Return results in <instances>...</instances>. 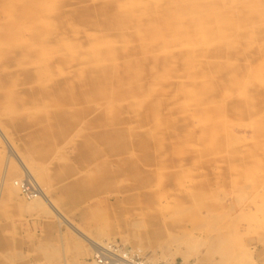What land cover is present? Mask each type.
Wrapping results in <instances>:
<instances>
[{"label": "rangeland", "instance_id": "obj_1", "mask_svg": "<svg viewBox=\"0 0 264 264\" xmlns=\"http://www.w3.org/2000/svg\"><path fill=\"white\" fill-rule=\"evenodd\" d=\"M0 128V264H264V0H0Z\"/></svg>", "mask_w": 264, "mask_h": 264}, {"label": "built area", "instance_id": "obj_2", "mask_svg": "<svg viewBox=\"0 0 264 264\" xmlns=\"http://www.w3.org/2000/svg\"><path fill=\"white\" fill-rule=\"evenodd\" d=\"M17 187L22 196L31 199L37 195L36 186L28 179L19 181ZM83 264H163L155 263L148 256L118 241H105L96 245ZM176 264V263H174Z\"/></svg>", "mask_w": 264, "mask_h": 264}, {"label": "bare ground", "instance_id": "obj_3", "mask_svg": "<svg viewBox=\"0 0 264 264\" xmlns=\"http://www.w3.org/2000/svg\"><path fill=\"white\" fill-rule=\"evenodd\" d=\"M151 2V1H150ZM141 3V2H140ZM152 3V2H151ZM141 5H143V4H141ZM153 6V5H152ZM86 11V10H85ZM95 35V34H94ZM40 37V36H39ZM114 39H116V38H114ZM101 46V45H100ZM113 54V53H112ZM73 55V54H72ZM85 59V58H84ZM148 59V58H147ZM149 61V60H148ZM44 68V67H43ZM48 69V68H47ZM43 71H44V69H43ZM50 70H47L46 72H49ZM45 72V71H44ZM60 72V71H59ZM44 74V73H43ZM45 74H47V73H45ZM108 74V73H107ZM57 77V76H56ZM45 79V78H44ZM44 82V81H43ZM42 82V83H43ZM107 86V85H106ZM12 123V122H11ZM1 136L2 137H4L5 138V142L3 141V139L1 138ZM0 140H2L4 143L3 144H5V143H7L6 141V137H5V135L3 134V132H2V130H1V128H0ZM6 145V149L8 150L7 151V153H8V159L9 158H11V157H13V159H15L16 160V162L18 163V165H19V167H20V172H21V175H23V177L25 178V179H28L31 183H33L35 186H36V188H37V195L36 196H33L31 199H29L30 201L32 200L33 202H34V204L35 203H39V204H41V205H43V206H45V207H48L50 210H52L53 212H54V214L58 217V218H60V219H64V217H62L59 213H58V211L56 210V208L53 206V204L47 199V197H46V195H45V193H44V191H43V189H41V187L39 186V184L37 183V181L35 180V178L33 177V175H32V172H30L29 171V169L25 166V164L23 163V161L22 160H20L19 159V156H17V154L15 153V151L13 150V148L7 143V144H5ZM38 154V153H37ZM5 165V164H4ZM7 168V167H6ZM3 170V169H2ZM35 176V175H34ZM23 180V179H22ZM35 200V201H34ZM38 205V204H37ZM33 207V206H32ZM45 209V208H44ZM64 223H66L67 225H68V223L67 222H65V220H64ZM71 227V226H70ZM72 230H74L75 232H76V234H78L79 236H80V238L81 239H83L86 243H87V245L89 246V250L92 252V250H93V248L96 246V245H98V243H97V241H93V240H91L90 238H88V237H86V236H84V234L82 235V234H80L79 232H77V229L75 230V229H73L72 228ZM139 247V246H138ZM136 248V247H135ZM138 249V248H137ZM140 249V248H139ZM135 250V249H134ZM88 251V250H87ZM138 252H139V250H138ZM140 252H142L141 250H140ZM90 253V252H89ZM151 259V258H150ZM153 262H155V263H157L154 259H151ZM158 261V260H157ZM159 263V262H158ZM165 263V262H164Z\"/></svg>", "mask_w": 264, "mask_h": 264}, {"label": "water", "instance_id": "obj_4", "mask_svg": "<svg viewBox=\"0 0 264 264\" xmlns=\"http://www.w3.org/2000/svg\"><path fill=\"white\" fill-rule=\"evenodd\" d=\"M1 138L3 139V141L5 142V138L1 136ZM7 144V143H6Z\"/></svg>", "mask_w": 264, "mask_h": 264}]
</instances>
